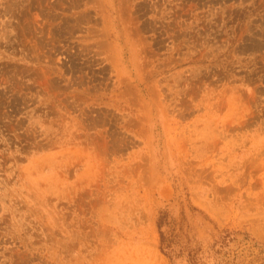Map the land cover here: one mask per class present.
Instances as JSON below:
<instances>
[{
    "label": "rangeland",
    "instance_id": "1",
    "mask_svg": "<svg viewBox=\"0 0 264 264\" xmlns=\"http://www.w3.org/2000/svg\"><path fill=\"white\" fill-rule=\"evenodd\" d=\"M0 264H264V0H0Z\"/></svg>",
    "mask_w": 264,
    "mask_h": 264
},
{
    "label": "trees",
    "instance_id": "2",
    "mask_svg": "<svg viewBox=\"0 0 264 264\" xmlns=\"http://www.w3.org/2000/svg\"><path fill=\"white\" fill-rule=\"evenodd\" d=\"M157 226H159V222H157Z\"/></svg>",
    "mask_w": 264,
    "mask_h": 264
}]
</instances>
